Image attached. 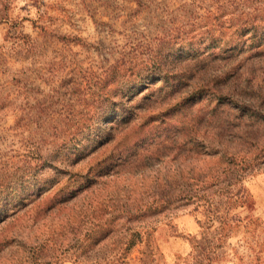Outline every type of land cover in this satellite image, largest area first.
Returning a JSON list of instances; mask_svg holds the SVG:
<instances>
[{
	"label": "rangeland",
	"instance_id": "1",
	"mask_svg": "<svg viewBox=\"0 0 264 264\" xmlns=\"http://www.w3.org/2000/svg\"><path fill=\"white\" fill-rule=\"evenodd\" d=\"M232 1L264 8L0 0V264H264V51L221 58L251 36L209 17ZM122 58L156 76L28 172Z\"/></svg>",
	"mask_w": 264,
	"mask_h": 264
},
{
	"label": "trees",
	"instance_id": "2",
	"mask_svg": "<svg viewBox=\"0 0 264 264\" xmlns=\"http://www.w3.org/2000/svg\"><path fill=\"white\" fill-rule=\"evenodd\" d=\"M229 4L230 5L223 3L216 11H210L209 17L213 20L215 28L220 31L226 24L228 28H233L232 32L237 35V38L246 34H250L251 36L246 42L243 43V41H238L233 47L230 46L229 48L224 47L227 45L226 41L222 42L219 48L223 50V52H228L230 56L221 58L231 59L233 57L231 56L233 51H238L246 47L248 49L254 47L253 49L256 50L258 49L257 45L261 47V52L264 51V8L262 7V2L252 7L248 5L247 1H232V3ZM205 32L207 34L209 33V31ZM258 32L263 38L255 40ZM239 44L240 46H238ZM210 47L208 50H210ZM220 54L221 53L213 55V53H206L203 57H193L192 60L195 64H201L205 58H209L211 55L217 57ZM125 58L117 61L114 65L109 66L98 76L94 77L95 80L93 82L92 98L90 102L92 114L86 117V119H83L86 121L80 122L77 120L75 121L76 126L66 122L65 128L62 127L58 129L57 127L53 133H46L43 135V138H41V140H44V143L47 144L45 151H29V154L25 155V169H27L28 172L45 166L52 167L51 162L55 160L60 147L72 141L77 132L83 127H85V129H91L109 118L111 107L120 104L115 97L119 92H127L128 94L130 91L128 90L129 88L144 84V80L151 81L156 76V72L150 67H147L148 63L141 68L142 63L129 61ZM153 59L150 58L149 60L154 62ZM240 60L241 58L239 57L235 65H239ZM164 77H166V75H163V78ZM127 84L130 85L129 88L125 91L122 90L121 87ZM54 166L57 168V165Z\"/></svg>",
	"mask_w": 264,
	"mask_h": 264
}]
</instances>
